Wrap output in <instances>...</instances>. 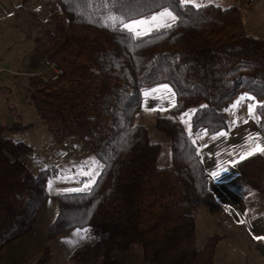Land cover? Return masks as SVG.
Listing matches in <instances>:
<instances>
[{
	"label": "trees",
	"instance_id": "trees-1",
	"mask_svg": "<svg viewBox=\"0 0 264 264\" xmlns=\"http://www.w3.org/2000/svg\"><path fill=\"white\" fill-rule=\"evenodd\" d=\"M27 1V0H24ZM49 17L30 56L54 62L61 74L28 80L29 98L55 144L79 138L101 163L88 191L58 195L59 212L40 255L26 264H48L51 242L72 229L89 228L95 240L72 259L92 255L98 264H121L115 250L131 246L151 264H215L223 236L197 246L194 211L212 198L198 142L180 115L194 106L191 128L228 130L223 110L248 93L264 136V38L245 26L236 6H177V21L141 36L107 19L147 18L164 0H41ZM30 66V65H29ZM169 84L176 97L171 115L157 112L153 127L170 139L171 162L158 166L161 145L148 127L135 124L143 94ZM203 105V107H201ZM27 125H0V252L28 234L48 196L56 168L33 172L35 147L18 138ZM240 179L262 191L264 152L238 163ZM257 250L264 257V242Z\"/></svg>",
	"mask_w": 264,
	"mask_h": 264
},
{
	"label": "rangeland",
	"instance_id": "rangeland-1",
	"mask_svg": "<svg viewBox=\"0 0 264 264\" xmlns=\"http://www.w3.org/2000/svg\"><path fill=\"white\" fill-rule=\"evenodd\" d=\"M196 3H212L222 7L236 6L243 13L246 28L253 35L264 38V0H196ZM48 17V8L41 0H0V125L6 126L18 122L28 126L24 132L14 136L35 147V152L30 156V168L33 172L51 167L57 169V176L49 180L47 188L50 195L58 197L64 192L88 191L100 172L101 163L79 138L69 139L60 144L53 143L47 127L40 121L35 105L28 96L30 77H40L44 82H48L59 75L47 66L41 65L42 61L38 62L36 68H31L30 56L39 46L40 33ZM147 28L148 25L140 26L141 35L161 27L152 26L151 30H146ZM241 96L235 98L223 110L229 124L228 129L233 123L237 124L243 119L257 118L255 108L260 100L252 95L249 96L253 99L245 97L233 109L232 105ZM249 105L254 106L251 113ZM190 109L196 108L192 106L188 110ZM157 112L164 116L171 115L170 108L158 111L143 110L138 112L134 123L148 127L150 139L161 145L157 164L164 167L171 162V143L169 138L153 127ZM185 119L187 123H182L187 133L194 141L196 139L200 146V140H204L206 138L204 136L209 133L204 130L194 133L192 128L190 132L191 119L188 120L187 117ZM261 184V192L255 191L241 180L233 184L249 206L247 214L249 218L254 214L264 217V175ZM73 189L76 191H72ZM194 217L199 248L203 246L207 237L214 234L223 236L222 240H224L218 245L215 264H264V257L257 250L258 244L264 240L256 241V249L248 247V244L252 245L249 241L247 245L242 246L244 232L235 228V222L230 215L225 217L232 225L218 223L220 211L217 201L202 202L194 211ZM94 240L95 237L89 228L72 229L61 234L51 242L53 256L48 264H98L101 259L99 255H92L82 260L72 259L74 254L92 244ZM38 256L39 254H36L28 261H17L15 264L32 262ZM112 257L121 264H151L143 260L137 246H131L125 251L115 250Z\"/></svg>",
	"mask_w": 264,
	"mask_h": 264
},
{
	"label": "crops",
	"instance_id": "crops-1",
	"mask_svg": "<svg viewBox=\"0 0 264 264\" xmlns=\"http://www.w3.org/2000/svg\"><path fill=\"white\" fill-rule=\"evenodd\" d=\"M166 85L171 89V93H174L172 87L169 84ZM172 101H176L175 93L173 96L166 89L160 88L157 93L150 94L148 97L143 94L139 111L171 108ZM224 133L226 135L223 136L206 134L204 136L206 138L200 140L199 150L208 173V186L212 192L210 200L217 201L219 206L218 223L232 225L225 217L230 215L235 222V228L244 232L242 246L247 245L249 241L252 245L248 244V247L256 249V241L264 240L256 239L264 237V217L254 214L249 218L247 215L249 206L233 184L241 180L238 163L254 153L264 152L255 150L257 147L264 149V136L259 130L256 117L243 119L237 124L233 123ZM213 173H216V176H213ZM58 212V197L49 194L32 230L0 252V264H15L17 261H28L36 254L40 255L48 240V228L54 222Z\"/></svg>",
	"mask_w": 264,
	"mask_h": 264
},
{
	"label": "snow or ice",
	"instance_id": "snow-or-ice-1",
	"mask_svg": "<svg viewBox=\"0 0 264 264\" xmlns=\"http://www.w3.org/2000/svg\"><path fill=\"white\" fill-rule=\"evenodd\" d=\"M192 5L193 7L200 8L201 5L199 3H196V0H164V3L158 4L157 6L160 8L158 12H154L147 18H142L139 20H130L128 22H125V19L113 15H109L107 17L108 20L112 22L113 27L116 26V22L119 21L120 27L127 29L129 32H134L135 35L139 36L141 35V31H139L140 26L148 25V28L146 30H151L152 26L155 27H165L169 28L172 26L173 23L177 21V16L174 14V9L177 6H188ZM160 88L166 89L171 95L174 96V93H171V89L168 87V85H158L157 88H150L144 92V96L148 97L150 94H155L158 92ZM247 97L248 99H253V97H250L248 93H244L233 105V109L239 104L240 100ZM172 106H175V101H172ZM203 107V105L201 106ZM253 105H249V112H252ZM155 109H146V111H151ZM195 109H190L187 112H183L180 115L181 122L187 123L186 117L188 120L191 119V113L195 112ZM189 131L191 132V126L189 125ZM218 135H226L224 132L218 133ZM215 138V137H213ZM195 142V141H193ZM255 150L257 151H264V149L257 147ZM251 154V153H249ZM213 176H216V173H213ZM51 186V185H50ZM72 191H76L73 189ZM80 230H78L79 232ZM83 238V237H82ZM257 239H264V237H257Z\"/></svg>",
	"mask_w": 264,
	"mask_h": 264
},
{
	"label": "built area",
	"instance_id": "built-area-1",
	"mask_svg": "<svg viewBox=\"0 0 264 264\" xmlns=\"http://www.w3.org/2000/svg\"><path fill=\"white\" fill-rule=\"evenodd\" d=\"M41 65L47 66L49 69L55 71L56 74H61V72H62L61 69L54 62L42 61Z\"/></svg>",
	"mask_w": 264,
	"mask_h": 264
}]
</instances>
